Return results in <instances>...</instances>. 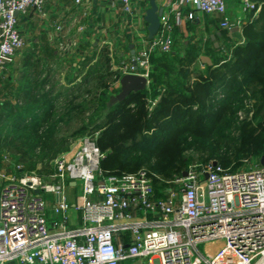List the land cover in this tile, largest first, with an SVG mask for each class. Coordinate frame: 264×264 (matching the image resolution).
<instances>
[{
	"label": "built area",
	"instance_id": "built-area-1",
	"mask_svg": "<svg viewBox=\"0 0 264 264\" xmlns=\"http://www.w3.org/2000/svg\"><path fill=\"white\" fill-rule=\"evenodd\" d=\"M45 1L0 0V74L24 47L18 15ZM96 1L116 2L129 23L133 3L147 0ZM163 2L154 36L130 35L135 64L129 54L116 67L121 76H143L146 86L151 54L172 52L174 28L194 13L216 17L227 31L244 20L227 17L225 0H178V10ZM238 2L249 19L264 4ZM93 133L75 137L47 179L0 169V264H264V164L190 162L156 188L145 169L104 173Z\"/></svg>",
	"mask_w": 264,
	"mask_h": 264
},
{
	"label": "trees",
	"instance_id": "trees-1",
	"mask_svg": "<svg viewBox=\"0 0 264 264\" xmlns=\"http://www.w3.org/2000/svg\"><path fill=\"white\" fill-rule=\"evenodd\" d=\"M242 36V43L234 44L221 31L224 46L206 41L213 67L194 66L195 45L185 46L182 55L174 50L152 53L148 85L112 104L109 98L119 91L114 82L121 74L112 69L105 47L63 90L54 85L55 73L40 65L41 57L30 54L22 65L31 59L36 66L24 70L16 89L0 101V151L11 153L29 172H41V165L47 174L53 171L51 162L69 150L72 138L87 130L98 131L95 142L104 152L99 166L110 174L140 166L168 172L182 164L178 173L186 168L180 160L152 165V157L161 151L180 155L194 149L202 162L212 159L232 168L245 155L264 154V4L242 25ZM89 61L84 58L77 65ZM247 98L254 100L252 121L236 114ZM234 132L235 137L229 136Z\"/></svg>",
	"mask_w": 264,
	"mask_h": 264
},
{
	"label": "crops",
	"instance_id": "crops-1",
	"mask_svg": "<svg viewBox=\"0 0 264 264\" xmlns=\"http://www.w3.org/2000/svg\"><path fill=\"white\" fill-rule=\"evenodd\" d=\"M177 1L171 0L169 7L178 10ZM257 1L264 3L261 0ZM156 2L158 6L164 5L163 0H156ZM225 2L226 15L229 19H244L238 28L230 31L221 29L216 17L200 12L194 13V18L191 21L185 20L174 28L173 50L182 55L185 46L195 45L198 48V57L194 66L197 68L202 69L206 65L214 66L213 58L210 57V54L205 53L206 41L215 47L224 46L225 42L220 37V32L223 31L230 42L242 43V25L251 22L259 13L249 19L251 13L243 12L238 0H225ZM148 6V0L144 3L134 2L132 7L137 13L128 23L116 2L109 4L96 0H80L79 2L75 0H46L40 9L31 7L24 14L18 15V29L24 37L22 50H24L25 55L22 61L24 62L30 54L37 55L41 57L40 65L48 66L51 72L55 74L57 71L59 72L57 76L55 75L54 85L56 87L73 84L85 72L87 66L96 60L101 47L108 50L110 60H114L112 55H115L117 61L128 58L130 54L129 45L134 47L130 42V35L137 30L146 29L144 12ZM72 54L77 60L70 63L71 67L64 75L57 66L59 63L65 64ZM201 56H207L211 64L202 62ZM84 58H90L89 63L84 66L77 65ZM29 61L30 63L25 66L20 67L16 66V63L13 65L10 63L9 67L5 68L7 70L6 75L11 79L9 81L11 90L16 89L24 70L28 72L36 66L31 59ZM54 70L57 71L54 72ZM2 74H0V87L4 85L2 80L4 75L1 76ZM65 76L66 78H64ZM4 87L7 88V86ZM3 98L1 97V100ZM8 98L11 101L14 100L12 95H8ZM69 215L73 216L74 212L72 213L70 210ZM136 263L135 261L123 262L122 264Z\"/></svg>",
	"mask_w": 264,
	"mask_h": 264
},
{
	"label": "rangeland",
	"instance_id": "rangeland-1",
	"mask_svg": "<svg viewBox=\"0 0 264 264\" xmlns=\"http://www.w3.org/2000/svg\"><path fill=\"white\" fill-rule=\"evenodd\" d=\"M111 49H113L112 47H110ZM113 51V50H112ZM25 55L24 53V50H19L16 52L14 58H13V61H12V65L16 63V66H22L21 63H23V56ZM78 56V55H77ZM113 56V59L114 60H110V62L112 63L111 64V67L112 69H116L117 66L120 65L121 62H124L126 60H118L115 58V55H112ZM77 58L75 57V55L72 54L71 57H69L67 59V62L65 64H61L59 63L58 64V68L59 70L65 75L67 74V71L68 69L71 67L70 66V63L73 62V61H76ZM119 65H118V64ZM10 65V64H8ZM7 65V67H9ZM6 67V69H7ZM192 67V64L189 66L190 70L193 68ZM57 68V69H58ZM3 70L2 71V80H3V84L4 85H1V89H0V98L2 97H5V93H9V89H11L9 86H10V83L9 81L11 80L10 77L7 74V70ZM118 70V69H117ZM57 70H54V72H56ZM121 74V71L118 70ZM197 72L196 69L193 68V71H192V74L191 75H195V73ZM57 74H59V72L57 71L56 72V76ZM6 75V76H5ZM67 76V75H66ZM66 76L64 78H66ZM4 86H7V88H5ZM114 86H117L119 87L118 85V80L116 82H114ZM64 88V85H59L57 87V89H60V90H63ZM116 93H113L112 95H115ZM243 103H244V106L243 107H240L239 109H237V112L236 114L238 115V119H246V120H251L252 121V114L254 112V100L253 99H250V98H247V99H243ZM258 103V102H257ZM232 128V126H231ZM232 130V129H231ZM94 134L91 130H87L85 132H83L82 134H79L77 136H80V135H83V134ZM75 136V137H77ZM229 136H232V137H235L236 136V132L234 133H229ZM74 137V138H75ZM72 138V140L74 139ZM96 139V138H95ZM71 140V141H72ZM96 141V140H95ZM201 153L197 150H192V149H187V150H184L180 155L179 154H172L171 151H161V152H156L155 155L152 157L150 163L153 165V164H157V163H161V165H167V163H172V162H178V160H180V162H185V164L187 163H190V162H201ZM264 157V154H257V155H254V154H249V155H245L243 156L242 158H240V160L238 161V164L235 165V167L233 168H237L239 167V165H243L244 163H250L251 165L253 166H257L259 163H260V159L261 157ZM169 158V159H168ZM168 159V160H167ZM16 159L13 157V155H11V153L7 152V151H0V169H6V172L9 173V174H16V176H23L24 174H30V173H34V174H37L41 177H43L44 179H47V169H45L44 167H42L41 165H38L37 168L38 169H41L40 171L41 172H37V171H27L25 169V166L24 164H20L19 162H16L15 161ZM184 164V165H185ZM19 165L20 166V169H15L16 166ZM51 165H53V162H51ZM183 168V165L180 164L178 168H173L171 171H155L154 169L152 168H149L147 166H140L139 168L135 169V170H132V171H123V172H134V171H137L139 169H145L147 170L148 172H150L153 176V180L155 181V186L156 188H160L163 181L166 180V179H169L172 175L174 174H177L178 171H180V169ZM71 212L73 213V211L71 210ZM126 262H135V261H126ZM137 264V263H136Z\"/></svg>",
	"mask_w": 264,
	"mask_h": 264
},
{
	"label": "water",
	"instance_id": "water-1",
	"mask_svg": "<svg viewBox=\"0 0 264 264\" xmlns=\"http://www.w3.org/2000/svg\"><path fill=\"white\" fill-rule=\"evenodd\" d=\"M148 3L149 6L144 12V21L146 23L147 38L151 39L159 28V17L162 14V7L158 6L156 0H148ZM129 48L132 63L135 64L132 45H129ZM200 60L208 65L211 64V61L207 56H201ZM118 83L119 91L115 95L110 96V104L123 100L130 92L140 91L146 87V79L143 76L133 73L123 74L120 76ZM260 163L264 164L263 156L260 159ZM182 174L185 175V172H182Z\"/></svg>",
	"mask_w": 264,
	"mask_h": 264
}]
</instances>
